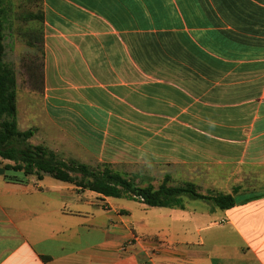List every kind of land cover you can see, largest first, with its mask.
<instances>
[{
    "label": "crops",
    "instance_id": "crops-1",
    "mask_svg": "<svg viewBox=\"0 0 264 264\" xmlns=\"http://www.w3.org/2000/svg\"><path fill=\"white\" fill-rule=\"evenodd\" d=\"M42 10L48 132L114 164L131 158L135 126L189 127L142 141L159 142L158 158L173 143L168 157L193 181L247 196L224 210L171 208L60 180L46 195L47 176L10 180L0 166V264H264V191L247 182H264V0H43Z\"/></svg>",
    "mask_w": 264,
    "mask_h": 264
},
{
    "label": "trees",
    "instance_id": "trees-1",
    "mask_svg": "<svg viewBox=\"0 0 264 264\" xmlns=\"http://www.w3.org/2000/svg\"><path fill=\"white\" fill-rule=\"evenodd\" d=\"M19 7L20 11L17 12L13 0H0V157L3 160L13 161L4 164L0 160L3 169L15 173L22 172L25 177L36 176L38 180L51 176L81 189L92 190L104 196L134 198L149 206L184 208L185 195L212 201L215 206L223 210L237 204L234 194L219 192L215 195H205L198 191L193 182L179 186L169 185L171 179L169 174H165L158 188L151 184L138 186L130 178L115 171L113 163L99 162L97 166L91 167L75 159L59 158L55 151L43 144L28 142L34 134V129L21 130L18 126L17 77L13 66L7 61V39L13 35L14 17L22 18L27 25L17 29L18 33L27 46L41 53L40 63H37L36 59H30L26 67L29 79L35 88L42 90L43 0H21ZM16 141L26 143V147L19 148L15 144ZM6 176L9 179V175ZM24 180L26 182L28 179L15 181Z\"/></svg>",
    "mask_w": 264,
    "mask_h": 264
},
{
    "label": "rangeland",
    "instance_id": "rangeland-1",
    "mask_svg": "<svg viewBox=\"0 0 264 264\" xmlns=\"http://www.w3.org/2000/svg\"><path fill=\"white\" fill-rule=\"evenodd\" d=\"M15 10L17 12L20 11L19 4L21 0H13ZM27 24L20 17H14L13 19V35L7 39L8 47H7V61L13 66L16 77L18 78L17 83V104H18V121L20 122L19 128L21 130H27L29 128L34 129V134L32 137L28 139V142L33 144H43L47 148L56 152L59 158L64 160L75 159L79 162L86 163L91 167H95L98 165L100 160L95 158L93 155L87 153L84 150H80L76 145L69 142H62V136L60 133L48 132V129L45 125V114H44V100L43 96L38 92V88H36L34 92H30L28 90V81L25 77L27 71V65L30 63V59H36L37 63L41 61V53L29 46H27L26 42L21 38L17 29L20 27H25ZM36 55V57H33ZM189 129V127H175V126H135L134 127V142H133V150L131 152V158L128 161H123L120 163H114L113 168L115 171L123 174L124 176L130 178L134 181V183L138 186H146L153 185L155 188H158L165 174H169L171 179L169 181V185L179 186L184 185L186 182H193L196 184L198 191L205 195H215L219 192L223 193V189L219 190L217 188L208 189V183L206 180L198 179L197 183L191 179L189 168L182 165H175L172 158H169L172 155L173 143L166 144V155L167 157H163V153H159L158 145L159 142L157 140L150 142V149H147V146L142 138L146 135H158L162 134H172L183 132L182 129ZM187 132V130H186ZM16 146L19 148L26 147V143L16 141ZM154 152L155 154H148V152ZM159 154L163 156L158 158ZM169 156V157H168ZM0 160L3 163H13V161L3 160L0 157ZM204 170L205 168L202 167ZM245 171V170H244ZM10 180H18V179H37L36 176L25 177L21 172H8ZM17 175V176H15ZM248 183H253L250 186V191L252 192H261L264 191V182L260 176V173H249L247 175ZM260 179V180H259ZM51 182H60L51 176H47L44 180V186L48 187L46 195H49L51 192ZM223 186V184H220ZM236 188V190H235ZM233 193L238 191V188L235 187ZM226 190V189H225ZM245 194L237 195L236 198L240 200ZM134 199V198H133ZM194 200H201L204 202H208L212 206L215 204L212 201L196 199L189 196H183V202Z\"/></svg>",
    "mask_w": 264,
    "mask_h": 264
}]
</instances>
